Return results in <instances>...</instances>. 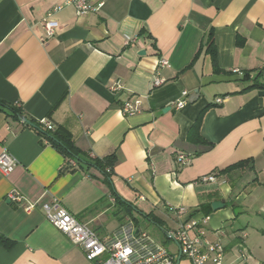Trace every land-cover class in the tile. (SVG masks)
Masks as SVG:
<instances>
[{"label":"crops","instance_id":"obj_1","mask_svg":"<svg viewBox=\"0 0 264 264\" xmlns=\"http://www.w3.org/2000/svg\"><path fill=\"white\" fill-rule=\"evenodd\" d=\"M70 1L0 0V100L67 132L85 160L116 162L110 175L68 168L44 125L1 107L0 153L18 164L0 170L9 241L0 264H97L47 219L41 205L54 198L103 239L145 231L150 213L164 232L196 218L212 239L225 232L224 264H264V0H92L87 14ZM55 8L59 27L48 36L44 19ZM156 78L165 82L154 86ZM136 98L139 111L124 114ZM200 117L201 141L189 133ZM210 173L216 182L199 181ZM12 189L38 208L10 202Z\"/></svg>","mask_w":264,"mask_h":264},{"label":"built area","instance_id":"obj_2","mask_svg":"<svg viewBox=\"0 0 264 264\" xmlns=\"http://www.w3.org/2000/svg\"><path fill=\"white\" fill-rule=\"evenodd\" d=\"M80 14H87L97 8L92 4V0H71ZM99 4V8L103 6ZM59 9V8H58ZM57 8L46 14L44 19V28L48 36H53L59 27V22L53 18ZM168 64L166 58H160L159 67ZM234 72L239 74V70ZM165 82L162 78H156L154 86H161ZM121 88L120 81L115 82L113 90ZM187 95V92H183ZM220 101V99L218 100ZM141 100L139 98L129 99L122 107L126 115H133L139 111ZM185 100H179L175 106L178 109L183 108ZM47 129L53 130L54 125L47 119L40 121ZM178 160L181 164L190 163L191 158L186 154H179ZM76 165L74 160L70 161ZM17 159L3 150L0 153V170L2 174H11L16 165ZM216 173H210L200 178V182H216ZM10 202L22 204L28 212L38 208L35 201L26 199L18 190L12 189L7 195ZM47 219L60 231L67 234L73 243L83 248L88 261H96L97 264H176L177 256L181 249V259H187L191 264H224L226 247L223 238L226 236L221 229L218 231L219 236L212 239L208 236L206 228L196 218H190L182 221L176 230L168 231L167 236L177 245V250L171 251L164 243L157 242L146 231L139 230L138 233L126 235L125 237L100 238L94 230L87 224L78 219L61 200L54 198L50 202L41 205ZM180 213H185L183 207L178 209ZM208 217L203 220L206 223Z\"/></svg>","mask_w":264,"mask_h":264},{"label":"trees","instance_id":"obj_3","mask_svg":"<svg viewBox=\"0 0 264 264\" xmlns=\"http://www.w3.org/2000/svg\"><path fill=\"white\" fill-rule=\"evenodd\" d=\"M208 51L210 53H212L213 59L214 61H216V54H215V48H214V43H213V39L210 37L209 41H208ZM216 65V71H219L217 64L215 62ZM249 74L245 75L244 80H248L249 79ZM260 84L254 83L253 85H250L248 88H255V87H259ZM246 88V89H248ZM4 107V108H9L11 110V114H13L14 116H18L21 114L19 109L16 108H12L9 105H7L6 103H4V101L0 100V108ZM200 123H201V117L198 119L197 123L195 124V126L192 128L190 133V138L191 139H195V140H199L201 141L202 139L199 136V128H200ZM35 126H33L36 129H39L38 125H41V123L38 125L34 124ZM31 126V125H30ZM40 130V129H39ZM40 133L43 137H45L46 139H48L67 159L66 162V167H73L74 165L71 164V160H74L76 162V164H81L85 163L88 166H95L98 169H100L102 172H104L107 175H110L107 172V169H111L114 167L115 162H116V155L112 154L109 155L107 157H104L103 159H94V160H88V159H84V156L82 154V151H80V149L78 147H76V145L74 144L73 139L71 138V136L63 131L61 129L56 130L55 132H52V130H47V131H43L40 130ZM237 165L231 166L230 168H234ZM228 169V170H229ZM147 217H149L150 220H152L153 222H155L157 225H159L160 227H164V222L159 219L158 217L154 216L152 213L147 214ZM166 238L169 240L168 236H167V231L165 232ZM0 244L2 245H8L9 241L8 239L2 235L0 233Z\"/></svg>","mask_w":264,"mask_h":264},{"label":"rangeland","instance_id":"obj_4","mask_svg":"<svg viewBox=\"0 0 264 264\" xmlns=\"http://www.w3.org/2000/svg\"><path fill=\"white\" fill-rule=\"evenodd\" d=\"M140 228L148 232V234H150V236L157 242L164 243L169 248V250H177V245L175 244V242L170 239L168 240L166 238L164 230H162V228L156 223L151 222L149 219H143L140 220ZM223 242L227 243V239H223ZM181 264H187V262L185 260H182Z\"/></svg>","mask_w":264,"mask_h":264},{"label":"water","instance_id":"obj_5","mask_svg":"<svg viewBox=\"0 0 264 264\" xmlns=\"http://www.w3.org/2000/svg\"><path fill=\"white\" fill-rule=\"evenodd\" d=\"M20 119L23 120L24 122H26L27 124L31 125V126H35L34 123H32L30 120H28L26 117H24L23 115H19ZM221 206V202L217 201L213 203V207L214 208H218ZM181 256H182V251L180 249L179 251V255L177 256V261H176V264H180V261H181Z\"/></svg>","mask_w":264,"mask_h":264}]
</instances>
